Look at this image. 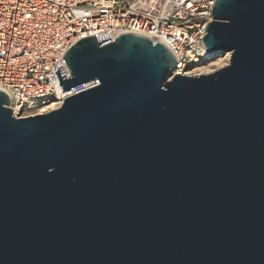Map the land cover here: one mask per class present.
Listing matches in <instances>:
<instances>
[{"label":"water","instance_id":"95a60500","mask_svg":"<svg viewBox=\"0 0 264 264\" xmlns=\"http://www.w3.org/2000/svg\"><path fill=\"white\" fill-rule=\"evenodd\" d=\"M85 37L67 97L14 116L0 90V264H264V0H214L228 63L172 74L161 42Z\"/></svg>","mask_w":264,"mask_h":264},{"label":"built area","instance_id":"2783aa9c","mask_svg":"<svg viewBox=\"0 0 264 264\" xmlns=\"http://www.w3.org/2000/svg\"><path fill=\"white\" fill-rule=\"evenodd\" d=\"M214 0H0V90L14 116L57 109L72 95L99 85L98 79L62 91L57 67L78 40L123 33L163 43L172 53V74L190 73L211 60L202 37L212 21ZM51 104L53 109L45 110Z\"/></svg>","mask_w":264,"mask_h":264},{"label":"rangeland","instance_id":"374dc122","mask_svg":"<svg viewBox=\"0 0 264 264\" xmlns=\"http://www.w3.org/2000/svg\"><path fill=\"white\" fill-rule=\"evenodd\" d=\"M228 63V59L226 55L223 54H217L215 57H213L211 60L206 62L205 64L201 66H197L193 72L191 73H198L200 72L201 74L212 72L216 69H219L223 66H225Z\"/></svg>","mask_w":264,"mask_h":264},{"label":"bare ground","instance_id":"6f19581e","mask_svg":"<svg viewBox=\"0 0 264 264\" xmlns=\"http://www.w3.org/2000/svg\"><path fill=\"white\" fill-rule=\"evenodd\" d=\"M215 57V56H214ZM226 57H227V59H228V57H229V54H226ZM191 73V72H190ZM55 107V104H51L50 106H48L47 108H45L44 109V111L45 110H48V109H53Z\"/></svg>","mask_w":264,"mask_h":264}]
</instances>
